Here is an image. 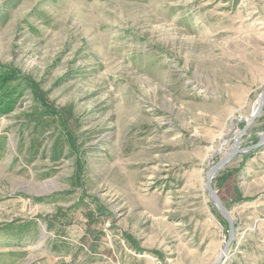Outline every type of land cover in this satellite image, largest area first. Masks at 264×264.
Here are the masks:
<instances>
[{
  "label": "rangeland",
  "instance_id": "374dc122",
  "mask_svg": "<svg viewBox=\"0 0 264 264\" xmlns=\"http://www.w3.org/2000/svg\"><path fill=\"white\" fill-rule=\"evenodd\" d=\"M263 92L264 0H0V264H264Z\"/></svg>",
  "mask_w": 264,
  "mask_h": 264
},
{
  "label": "water",
  "instance_id": "95a60500",
  "mask_svg": "<svg viewBox=\"0 0 264 264\" xmlns=\"http://www.w3.org/2000/svg\"><path fill=\"white\" fill-rule=\"evenodd\" d=\"M237 152H238V150H235L231 154L227 155L225 158L221 159L215 166H213L210 169V171L208 172L207 177H206V188H207V190L211 196V199L213 200V202L215 203V205L219 209L222 216L228 222L229 228H230L229 239H228L223 251L221 252L217 263L222 261V259L226 255V252L229 250L233 236H234V229L235 228H234V222H233V218H232L231 214L229 213L228 209L226 208V206L224 205V203L220 199V196L218 195V193L216 192V190L214 189V187L212 185V179H213L214 173L220 168V166H222L224 163H227L229 160H231Z\"/></svg>",
  "mask_w": 264,
  "mask_h": 264
},
{
  "label": "bare ground",
  "instance_id": "6f19581e",
  "mask_svg": "<svg viewBox=\"0 0 264 264\" xmlns=\"http://www.w3.org/2000/svg\"><path fill=\"white\" fill-rule=\"evenodd\" d=\"M258 105H259V103H257L256 105H255V110H254V112L253 113H255L256 112V110H257V108H258ZM263 105H264V92H263V94H262V99H261V104H260V107H259V109H258V111H257V114L253 117V119H255V117H257L259 114H260V112L262 111V108H263ZM252 118V116L249 118V119H251ZM253 119H252V121H253ZM238 140H239V138L237 137L236 138V143H235V145L233 146V149L234 150H236V149H238ZM233 150V151H234ZM225 164V163H224Z\"/></svg>",
  "mask_w": 264,
  "mask_h": 264
}]
</instances>
